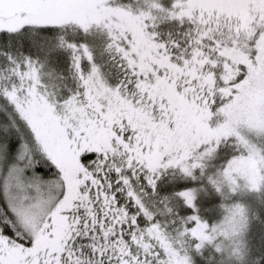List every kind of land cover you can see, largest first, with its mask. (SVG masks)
Listing matches in <instances>:
<instances>
[{
	"label": "snow or ice",
	"instance_id": "snow-or-ice-1",
	"mask_svg": "<svg viewBox=\"0 0 264 264\" xmlns=\"http://www.w3.org/2000/svg\"><path fill=\"white\" fill-rule=\"evenodd\" d=\"M0 264H264V0H0Z\"/></svg>",
	"mask_w": 264,
	"mask_h": 264
}]
</instances>
